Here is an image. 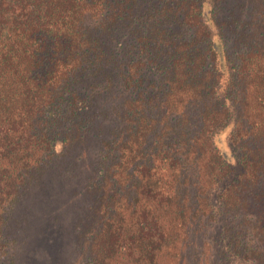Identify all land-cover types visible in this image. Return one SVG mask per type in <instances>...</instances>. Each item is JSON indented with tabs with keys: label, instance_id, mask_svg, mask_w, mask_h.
<instances>
[{
	"label": "trees",
	"instance_id": "1",
	"mask_svg": "<svg viewBox=\"0 0 264 264\" xmlns=\"http://www.w3.org/2000/svg\"><path fill=\"white\" fill-rule=\"evenodd\" d=\"M85 144L82 264H264V0H0V264Z\"/></svg>",
	"mask_w": 264,
	"mask_h": 264
},
{
	"label": "rangeland",
	"instance_id": "2",
	"mask_svg": "<svg viewBox=\"0 0 264 264\" xmlns=\"http://www.w3.org/2000/svg\"><path fill=\"white\" fill-rule=\"evenodd\" d=\"M89 151L88 144L78 147L74 152L77 161L74 162L73 157L67 159L53 176L46 178L42 186L34 189L18 207L11 226L15 243L12 246L14 264L83 263L80 255L81 233L88 228L91 218L83 182L90 174L89 167L92 165L86 162L83 152ZM253 204L255 207H264L261 199ZM201 228L194 226L189 231L181 260L178 256L173 258L165 254L157 263L195 264L197 259L207 260L212 248Z\"/></svg>",
	"mask_w": 264,
	"mask_h": 264
}]
</instances>
